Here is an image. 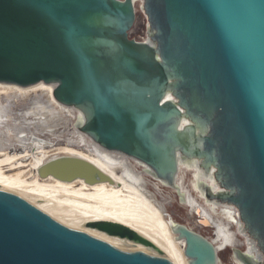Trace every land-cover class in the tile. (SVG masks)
Returning a JSON list of instances; mask_svg holds the SVG:
<instances>
[{"label":"water","instance_id":"obj_1","mask_svg":"<svg viewBox=\"0 0 264 264\" xmlns=\"http://www.w3.org/2000/svg\"><path fill=\"white\" fill-rule=\"evenodd\" d=\"M0 84L46 87L185 264H264V0H0ZM38 175L114 182L65 155ZM0 264L174 263L126 225H64L0 189Z\"/></svg>","mask_w":264,"mask_h":264},{"label":"bare ground","instance_id":"obj_2","mask_svg":"<svg viewBox=\"0 0 264 264\" xmlns=\"http://www.w3.org/2000/svg\"><path fill=\"white\" fill-rule=\"evenodd\" d=\"M34 92H42V97L45 95L47 99L35 101L31 108L18 114L21 120L24 119V124H27L26 129L29 128V133L25 136L23 135L24 126H20L24 129L22 132L18 134L14 132V139L22 152L14 151L15 153L11 154L7 150H12V148L0 147V189L21 192L29 198L41 199L43 203L36 206L39 207L38 209L43 212L60 214H49L55 219L65 217L74 219L69 223L100 216L126 225L151 240L170 257L174 264H185L183 243L177 240L169 223L154 203L134 188L126 177L125 166L104 159L79 140L76 131L73 141H69L70 143L64 147L53 149L54 145L49 141V135L59 126L64 129L69 127L73 119L46 87L22 89L0 84V96L11 94L12 99L17 101ZM6 109L0 102V126L5 123L4 119L10 118L6 115ZM26 118L29 121L25 122ZM8 132L12 135L10 131ZM52 149L53 151L58 150L53 153L55 157L57 155L75 156L93 163L114 182L89 185L83 180L64 182L54 178L41 179L38 175V168L53 157L50 155ZM26 161L29 163L25 164ZM24 168H29L30 178H27ZM23 189H28V193H23ZM77 211L83 214L80 215ZM68 212H71L73 216H70L71 214L66 216ZM64 214L66 215L62 216Z\"/></svg>","mask_w":264,"mask_h":264},{"label":"rangeland","instance_id":"obj_3","mask_svg":"<svg viewBox=\"0 0 264 264\" xmlns=\"http://www.w3.org/2000/svg\"><path fill=\"white\" fill-rule=\"evenodd\" d=\"M42 95H43L42 92H36V93L34 92V93L28 94L24 98H20L18 101L12 99L11 94L4 95V96L1 95L0 96L1 104H3L5 108H7L6 109V115L10 117V118H8L9 120L8 119H4L3 122H5L6 124L4 123L2 126H0V130H1V132H0V144H1L0 147L2 146L5 149L12 148V150H7V152H11V154L15 153V152H17V153H21L22 152L21 147L17 145L16 139H14V135L16 133L18 134L19 132H22V130H24V129H22L21 127L24 126L23 128H25V132H24L23 135L25 136L26 133H29V130H28L29 128L26 129V127H28L27 124H24V121H23L24 119L21 120L20 119V115H18V114L24 113L26 110L31 108L33 106V103L35 101H37V100L45 101L47 98H46L45 95L42 97ZM7 106H9V107H7ZM17 121H19L21 123L18 125L17 123H19V122H17ZM26 121H29V119L26 118L25 122ZM13 123H16V124H13ZM68 126L69 127L65 128V129L59 126L51 133V134H54V135H51V134L49 135L48 139H49V141L52 142V145H54L53 149L64 147L65 145L70 143L69 141H73L74 140L75 127H74L73 121H72V123L70 122V125H68ZM8 131H10V133H12V135L9 134ZM16 131H18V132H16ZM14 132H15V134H14ZM7 134H9V135L7 136ZM46 137H48V136H46ZM53 149H52V152L50 151L51 152L50 155L53 156L51 158H54L56 156L53 153L58 152V150L53 151ZM57 156H60V155H57ZM61 156H63V155H61ZM28 163H29V161L25 162V164H28ZM23 170L26 171L27 178H30L31 176L28 175L29 173H31V172H29V168H24ZM28 181H30V179ZM22 191H23V193H25V192L28 193V189H23ZM12 192L19 194L21 197H23L26 201H28L29 203H31L35 207L39 206V205H42V203H43L41 199L34 198L35 199L34 200L33 198H29V197H27L25 195H22L21 192H15V191H12ZM45 213L50 214V215H60V214L51 213V212H45ZM70 214H71V212H68L67 215L64 214L62 216H65V215L68 216ZM78 214L82 215L83 213L82 212H78ZM70 216H73V214H71ZM83 217H85V216H83ZM53 218L55 219V217H53ZM86 218H87V216H86ZM56 220L59 221V222L68 224L70 221H73L74 219L72 220L70 217H65V218H59V219L56 218ZM153 241L156 242L155 240H153ZM156 243L158 245H160L158 242H156Z\"/></svg>","mask_w":264,"mask_h":264}]
</instances>
